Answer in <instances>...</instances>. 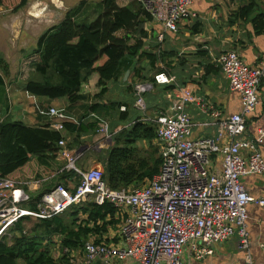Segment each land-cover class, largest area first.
<instances>
[{
  "label": "built area",
  "instance_id": "built-area-1",
  "mask_svg": "<svg viewBox=\"0 0 264 264\" xmlns=\"http://www.w3.org/2000/svg\"><path fill=\"white\" fill-rule=\"evenodd\" d=\"M136 1L149 15V22L161 27L162 31L156 34L160 45L166 33L175 35L182 23L197 19L191 10L192 0ZM144 30L148 31L145 25ZM214 62L230 90L238 94L239 114L223 117L212 105L183 90L171 110L149 117L145 95L156 85L174 82V77L164 72L154 74V81L133 85V106L140 115L139 121L155 127L161 159L158 173L140 187L112 190L106 185L100 168L78 169L82 152L66 150L62 139L57 146L64 148L61 156L67 161L66 169L79 176L75 192L69 193L57 186L41 195L36 208L31 210L26 208L30 202V195L24 189L27 184L0 179V239L9 238V230L22 218L51 219L71 206L88 201L97 206L110 204L121 215L122 222L117 244L89 241L83 244L81 264H187L183 260L185 251L189 259L202 260L212 254L214 245L233 237L238 238V248L244 253L243 264H253L247 207L264 208V197L248 194L241 179L248 174L264 177V160L259 151L264 144V128L253 139H244L242 135L247 116L258 104L264 62L249 67L235 51L220 54ZM191 104L218 120L216 137H191L193 125L185 110ZM119 111L125 112L126 107L121 106ZM47 113L52 118L63 117L54 108ZM52 128L64 131L61 122ZM100 132L106 134L107 128L103 127ZM222 140L224 143L220 144ZM242 151L246 154L242 155ZM216 157L221 161L220 172L212 171L211 163Z\"/></svg>",
  "mask_w": 264,
  "mask_h": 264
},
{
  "label": "trees",
  "instance_id": "trees-1",
  "mask_svg": "<svg viewBox=\"0 0 264 264\" xmlns=\"http://www.w3.org/2000/svg\"><path fill=\"white\" fill-rule=\"evenodd\" d=\"M133 2L137 3V7L132 6ZM26 3L27 0H0V7L17 12ZM98 6L100 12L88 26L82 24L80 19L87 7L86 2L82 1L66 13L61 23L50 27L39 37L33 50V54L39 56V63L34 65L35 70L45 75L52 69L59 82L54 84L50 77L44 76L45 79L40 82H27L26 92L36 97L65 99L75 103L82 98L79 94L81 85L93 73L98 75L97 86L102 87L118 82L125 71H132L131 81H154L153 77H147V69L157 74L164 71L155 67L156 64L170 66L169 60L175 58L176 53L158 46L156 52H149L144 48L146 44L143 39L147 38L144 24L150 17L136 0H102L96 3L95 8ZM239 21H250L256 34L264 33V0H245L242 7L230 16L231 24ZM199 53L203 55L205 51ZM178 61L181 62L180 59ZM7 67L0 61V92L4 91L3 74ZM167 71L165 70L166 74ZM175 79V83L166 90L185 85L183 82L179 84V74L175 75ZM130 88L131 86L128 89ZM103 91L104 89L99 94ZM122 104L126 106L125 112L119 111ZM130 106V103L110 104L113 111L119 114L122 123L131 119ZM97 109L98 105L94 104L89 111L95 112ZM64 126L74 130L72 125ZM95 129V125L89 126V131ZM86 130L87 126L83 125L77 128V132ZM156 138L154 125L143 123L139 119L133 121V124L130 122L116 135L113 146L102 160L103 179L110 189L137 188L158 173L161 164L159 148L152 147ZM62 139L61 132L52 131L48 126L31 128L22 123L1 122L0 179L21 184L39 181L40 185H44L45 179L54 175V171L47 166L40 170V160L53 161L59 154L60 147L57 145ZM138 141H144L151 147L148 157L137 150ZM66 165L67 161L64 159L57 166L56 179L46 192L57 186H62L69 193L75 192L79 176L76 172L67 170ZM44 193L35 198L30 197L26 207L34 210ZM80 213L86 218L77 219ZM115 214L116 210L110 204L97 206L92 202H85L71 206L63 214L51 219H37L28 231L23 223L28 222L29 218H22L9 230V238L0 239V264H70L66 255L54 257L56 252L50 248L54 245L53 237L60 239L61 248L68 249L83 247L87 241L106 244L100 237L109 228L118 225L119 220L114 218Z\"/></svg>",
  "mask_w": 264,
  "mask_h": 264
},
{
  "label": "crops",
  "instance_id": "crops-1",
  "mask_svg": "<svg viewBox=\"0 0 264 264\" xmlns=\"http://www.w3.org/2000/svg\"><path fill=\"white\" fill-rule=\"evenodd\" d=\"M77 1H79L78 4H76ZM82 1L84 0H70V3L66 6L63 0H58V3L49 0L54 7V10L52 9V14L53 12H56L58 15L62 12L65 13L60 22L52 25V27L61 23L66 13L77 7ZM86 1L87 0H85V2ZM214 1L215 0H192L191 10L196 13L197 19L182 23L178 33L175 35L166 33L164 42L161 45L156 42V34L162 31L161 27L149 21L144 24L148 28V31H146L147 39L143 41L146 44L144 48L147 51L156 52L158 51L156 50L158 46L166 51H173L176 53L174 56L175 58L169 60L171 61L170 66L165 67L164 64L159 63L156 64L157 66L155 67L161 68L164 73H166L165 70L167 71L170 69L169 72L167 71V74L170 77H174L173 83L176 81L175 75L178 74L179 84L182 82L185 83L184 86H176L172 90H166L172 83L166 86L156 85L152 92L149 93L156 95H152L147 99L149 109L147 116L153 117L159 112L171 110L173 102L183 90L190 91L195 97L212 105L215 109L220 111L223 117L239 114L241 112L238 94L230 90L226 78L214 61L220 54L226 51H235L242 62L249 67L260 66V64L264 62V33L256 34V32L253 31V26L250 21L230 23V16L236 13L243 5L239 4L240 0L215 1L217 3L224 2L220 7H215L213 4ZM235 2L237 3L234 4ZM7 11L9 12V10L0 7V12L4 13ZM40 11L41 10H36L34 12L38 14V17H35L36 23L39 21ZM0 14V18H2L4 14ZM51 17L55 18V13L51 15ZM5 21L6 19L2 18V22L0 23V31L3 30V33L9 34L8 31L11 28L15 30L19 27L16 34H12L15 35L13 38L18 40L17 47L14 48L17 50L19 49L21 55V52L31 44L22 47L24 40H19V38L26 39L31 36L27 35V33L32 30V28H35V25L33 26L26 22L21 24V22L18 21H16L14 25H11L13 22L9 24V22ZM19 29L21 31H19L18 35ZM43 33L44 32H42L41 35ZM37 41L38 39L33 41L35 44L33 49L36 48ZM9 44H11V42ZM8 49H10V46L7 45L4 47L0 44L1 64L5 63L8 66L7 71L3 69V71H6V73L3 74V79L5 82V98L9 100V106L2 105L0 101V123L3 121L17 122L31 128L48 126L52 131H55L52 125L56 122H61L63 125H72V127H74L73 131L69 129V127L65 128L64 126L62 136L65 141L64 148L66 150L70 152H82L81 158L77 163L78 169L86 171L92 168H100L103 171L102 160L105 159L107 151L113 146L116 135L121 130L125 129L126 125L130 124V122L132 123L140 116L133 106V85L148 82V80L131 81L130 78L133 76L132 71H125L122 73V78L118 82H112L106 86L100 87L97 86L98 75L93 73L88 77L87 81L81 85L79 94L82 98L75 103H70L65 99L36 97L26 92L27 82H40L44 80V76H46L50 77L54 84H57L59 82L58 76L52 69L48 70L45 75H42L36 72L35 66L31 71H27L25 64L26 57L24 56H21L18 69L11 70V67H9L10 58L6 53ZM11 49H13V46ZM200 51H205V53L202 55L199 53ZM38 57L39 56H37V63H39ZM178 59H180L181 62L178 61ZM21 61L23 65L20 64ZM146 74L147 77H153L156 73L155 71L153 72L147 69ZM129 86H131L130 89H128ZM102 89H104V93L101 92V94H99ZM112 103H130L131 119L126 123L120 122L119 114L114 112L112 107H110ZM94 104L98 105V109L95 112H90L89 108ZM122 106H124V104H122ZM50 108L56 109L63 117L61 119L52 118V116L47 113ZM185 110L193 125L191 132V137L193 139L216 137L217 119L208 114L201 113L195 104L187 105ZM80 125H83V127L87 126L88 130L77 132V128ZM90 125H95L96 129L94 131H89ZM103 127L107 128L106 134L100 132ZM261 128H264V77L259 83L258 104L255 111L247 116L245 131L242 138L253 139ZM155 143L156 142H154V144ZM223 143V140L220 141V144ZM144 145L147 146L149 144L144 141H138L136 143L137 150L140 151V154L148 157L150 151L144 152L141 150ZM63 149L60 148L58 156L53 161L47 159L40 160L39 169L41 170L44 166L50 167L52 171H54V175L46 178L44 185H40L39 181L28 182L27 185H24V189L29 193L30 197L35 198L37 195L51 189V185L56 179L55 174L57 166L64 162V158L61 156V151ZM259 151L264 160V144L259 147ZM241 153L245 155L246 151H242ZM211 167L213 172L221 171V161L219 157L212 160ZM41 174L44 173L41 172ZM241 183L251 196L264 197L263 176L248 174L241 179ZM78 205L79 204H77V206ZM247 214L249 251L252 263L264 264V208L249 205L247 207ZM77 217V219L81 220L86 218L82 216L81 213L78 214ZM114 218L119 220L118 225L109 228L107 232L100 237V239L106 241L107 245L117 244L119 242L117 233L122 222V217L116 213ZM29 220L38 221L30 218ZM58 240L60 247L57 249L54 248L53 251L56 252L54 257L59 258L66 255L70 264H81L83 261L82 247L76 249L61 248L60 239L58 238ZM238 241L237 237H233L224 243L214 245L212 247V254L204 257L202 260H196L194 258L189 259L185 251L183 260L187 264H243L244 253L238 248ZM78 259L82 260L81 263H79Z\"/></svg>",
  "mask_w": 264,
  "mask_h": 264
},
{
  "label": "rangeland",
  "instance_id": "rangeland-1",
  "mask_svg": "<svg viewBox=\"0 0 264 264\" xmlns=\"http://www.w3.org/2000/svg\"><path fill=\"white\" fill-rule=\"evenodd\" d=\"M63 1L65 2L66 6L68 3H70V0H63ZM101 1L100 0H87L86 1V5H87L86 10L83 12L82 17L80 18L82 24L84 23L85 25L88 26L96 18L97 14L100 12L99 6L97 8H95L96 3L97 2L100 3ZM215 1H217V0H215ZM215 1L213 2L215 7H220L224 3V2L223 3H217ZM244 1L245 0H240L239 4L240 5L244 4ZM53 2L58 3V0H53ZM78 2L79 1H77L76 4H78ZM236 3L237 2H235L234 4H236ZM132 6L134 8L137 7V3L133 2ZM52 9L54 10V7H53L52 3L49 2V0H27L26 5L23 8H21L20 10H18L17 12H12V9H10L9 12L8 11L4 12V13L0 12V13L4 14V16L2 18L6 19L5 22H9V24L11 22H13L11 25H14V23L16 21L21 22V24L26 22L27 24H31L33 26L35 25V28H32V30H30L27 33V35H31V36L27 37L26 39L19 38V40H24L22 47H25V46H28L29 44H31L28 47H26L25 50H23L21 52V55L19 53L20 50L19 49L17 50L16 48H14V47H17L18 40H15L13 38L15 36L13 34H16V31L19 27L15 30H12V28H11L8 31L9 34L3 33L2 32L3 30L0 31V44L4 47L7 45L10 46V49H8L6 51V53L10 58V60H9L10 66L9 67H11V70L18 69V65H19V62L21 60V56L26 57L25 64H26L27 71H31L32 68L34 67V64H36L38 62L37 56H35L33 54V50H34L33 48L35 47V44L33 41L39 39L41 33L45 32V30L47 28H50V27H52V25L60 22L63 15L65 14L64 12H62L61 14L58 15V14H56V12H53V14L55 13V18L54 17L52 18L51 17V15H53ZM36 10H41L39 12L40 18H39L38 23H36V19H35V17H38V14L34 13ZM96 10H97V12L95 13ZM56 11H58V10H56ZM2 18H0V23L2 22ZM76 20H77V18H76ZM11 31H13V32H11ZM19 31H21V30L20 29L18 30V35H19ZM10 42L13 46V49H11L12 46H11V44H9ZM20 64L23 65L22 61ZM28 75H29V73H28ZM152 95H154V94H149V93L146 94L145 95L146 101ZM5 97H6V94H4V91L2 93H0L1 104L4 106L5 105L9 106V100L6 99ZM152 147H158V146L156 145V143L155 144L153 143ZM141 150L144 152L151 151V147L149 145H147V146L144 145L141 148ZM158 156H159V154H158ZM34 223H35V221H33V220H29L28 222L24 221L23 224L26 227L25 230L28 231ZM52 244H54V245L50 247L51 250H54V248L57 249L60 247L59 246V240H58L57 236L53 237V243ZM78 260H79V263H81L82 260L81 259H78Z\"/></svg>",
  "mask_w": 264,
  "mask_h": 264
}]
</instances>
